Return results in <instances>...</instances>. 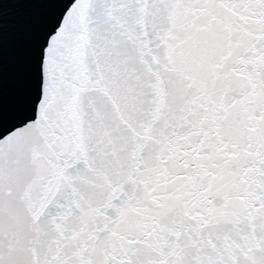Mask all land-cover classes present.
I'll return each mask as SVG.
<instances>
[{
    "label": "snow or ice",
    "instance_id": "obj_1",
    "mask_svg": "<svg viewBox=\"0 0 264 264\" xmlns=\"http://www.w3.org/2000/svg\"><path fill=\"white\" fill-rule=\"evenodd\" d=\"M18 118L0 264H264V0H74Z\"/></svg>",
    "mask_w": 264,
    "mask_h": 264
}]
</instances>
